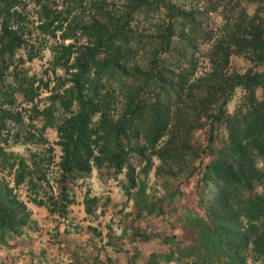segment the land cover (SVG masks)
I'll use <instances>...</instances> for the list:
<instances>
[{
    "label": "trees",
    "instance_id": "trees-1",
    "mask_svg": "<svg viewBox=\"0 0 264 264\" xmlns=\"http://www.w3.org/2000/svg\"><path fill=\"white\" fill-rule=\"evenodd\" d=\"M29 3L39 5L42 15L37 25L19 10ZM91 3L92 12L84 19L75 13L81 0H0V128L9 126L17 91L23 101L34 102L36 75L29 74L24 64L42 57L45 50L52 56L44 71L50 70L53 82L63 88L62 95L51 99L57 105L41 112L39 125H31L39 144H47V129L56 131L57 163L51 146L33 148L25 157L8 150L6 140L0 141V174L12 175L14 183L12 187L0 183V240L25 233L29 221L26 205L12 193L14 188L26 183L32 190L31 203L65 218L75 203L70 186L93 167L115 172L131 167L129 157L147 149L136 141L140 133L148 148H153L171 125L177 129L183 124L186 132L192 129L193 122L176 118L183 108L194 112L197 122L207 120L202 126L207 128L206 146L201 150L207 161L203 163L201 157L199 163L195 206L185 207L181 216L193 239L181 242L174 233L165 234L161 242L168 249L150 251L144 264H247L249 251L253 261L264 264V190L257 191L260 185L264 188L261 8L255 20L247 18L240 1L204 5L206 14L220 9L238 28L226 43L217 40L209 52L208 79L192 87L188 82L195 71L193 58L208 36L207 17L197 7L176 0H124L118 7L107 0ZM57 37L84 41L64 45ZM232 53L245 55L250 66L230 70ZM107 77L125 90L124 111L117 119L106 115L113 90L102 83ZM129 78L133 83L125 85ZM49 82L48 76L44 86ZM237 92L238 102L229 111L227 105ZM193 147L181 141L173 151H163L195 156ZM54 164L58 168L49 178ZM132 171L127 169L128 175ZM168 199L171 204L173 193ZM97 204L98 197H87L85 212L92 214ZM163 208L164 201L144 206L148 214L162 213Z\"/></svg>",
    "mask_w": 264,
    "mask_h": 264
},
{
    "label": "rangeland",
    "instance_id": "rangeland-1",
    "mask_svg": "<svg viewBox=\"0 0 264 264\" xmlns=\"http://www.w3.org/2000/svg\"><path fill=\"white\" fill-rule=\"evenodd\" d=\"M56 1L48 0L49 3ZM107 1L116 7L124 2ZM176 1L186 7H197V11L207 17L208 36L201 42L194 55L195 71L188 82L192 87H200L206 82L212 70L209 52L218 39L226 43L229 35L237 31L238 27L235 26L234 20H226L220 9L206 14L207 9L204 5L209 3L212 6L216 0ZM236 1L241 2L247 18L255 19L258 8H261L258 11L264 15V0ZM91 2L92 0H81V5L75 9L76 15L86 19L92 12ZM39 9L36 3L19 8L34 25L41 21L42 14H39ZM56 33L59 34V30ZM56 41L64 45L74 43L78 46L84 40L75 43L73 38L62 40L57 37ZM51 56V52L45 50L42 57H36L24 64V67H29V74L36 75L34 85H38V95L35 96L33 103H29L22 100L20 92L15 93L18 101L10 108L8 128H0L2 138L0 141L6 140L5 146L8 150L25 157H29V150L33 148L51 146L56 155L54 161L57 163L60 148L56 145L58 140L56 131L52 128L47 129L44 134L47 144H39L38 135L31 129V125H39L40 115L44 109L57 105L51 99H54L57 93L63 94V88L53 82L50 70L44 71ZM140 56L139 53L137 57ZM249 66L245 55L232 53L230 56V70L233 68L245 70ZM48 76L51 82L46 87L44 81ZM40 78H43L42 83L39 82ZM102 83H105L107 90H114L108 94L110 107L106 115L117 119L124 111L125 90L111 77H107ZM131 83L133 80L129 78L125 85ZM7 86L4 84V88ZM238 96L237 92L227 105L229 111L234 109ZM16 112H19V115H16ZM195 117L194 112H186L182 108L181 114L176 118L189 120L193 122L194 127L187 133L183 124L177 129L171 125L169 131L153 148H148L143 133H140L136 141L140 147L145 146L144 149H147L142 150V154L129 157L131 167L127 168L128 172L133 169L130 175L127 169L115 172L113 168L93 167L89 174L70 186V195L74 197L75 203L69 206L65 218L49 213L45 206L31 203L29 197L32 190L26 183L14 188L12 193H16L19 200L26 205L29 221L26 223L25 233L7 235L4 240H0V264H144L150 251L163 252L168 249V246L161 242L165 234L174 233L181 242L192 240L193 232L182 224L181 216L185 207L195 206L194 187L200 168L199 163L201 157H204L203 163L207 161L201 152L206 146L207 128L202 126L207 120L203 118L197 122ZM172 132L175 133L174 137L171 136ZM28 135H31L30 138H26ZM181 141H188L194 146L193 148L197 150L195 156L189 152L164 154L163 150L173 151ZM163 154L166 156L162 157ZM213 156L211 153L210 157ZM57 168L56 164L51 165L52 172H49V178ZM131 182H134V186H130ZM0 183L3 185L7 183L8 187H12L14 185L12 175L0 174ZM263 190V185L258 186V192ZM172 193L174 200L169 204L168 197ZM91 196L98 197V204L89 215L85 212V199ZM160 201H164L162 213L148 214L144 209L146 204L152 205L154 202L158 204ZM251 255L250 251L247 252V264H259L252 260Z\"/></svg>",
    "mask_w": 264,
    "mask_h": 264
}]
</instances>
